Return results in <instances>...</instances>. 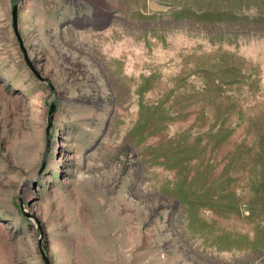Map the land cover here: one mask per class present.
Here are the masks:
<instances>
[{"label": "rangeland", "instance_id": "1", "mask_svg": "<svg viewBox=\"0 0 264 264\" xmlns=\"http://www.w3.org/2000/svg\"><path fill=\"white\" fill-rule=\"evenodd\" d=\"M16 1L0 264H264V0Z\"/></svg>", "mask_w": 264, "mask_h": 264}, {"label": "water", "instance_id": "2", "mask_svg": "<svg viewBox=\"0 0 264 264\" xmlns=\"http://www.w3.org/2000/svg\"><path fill=\"white\" fill-rule=\"evenodd\" d=\"M18 5H19V0L16 1L15 5H14V8H13V19H14V27L15 29H17V14H18ZM149 8L151 10H154V11H168L170 6L168 5H165V4H162L156 0H150L149 1ZM18 34V32H17ZM55 110H56V105L53 104L52 107H51V111L49 113V118H48V121H49V127L52 125V122H53V118H54V114H55ZM42 254L45 258V261L47 264H51L48 257L46 256L45 254V251L43 250L42 248Z\"/></svg>", "mask_w": 264, "mask_h": 264}]
</instances>
